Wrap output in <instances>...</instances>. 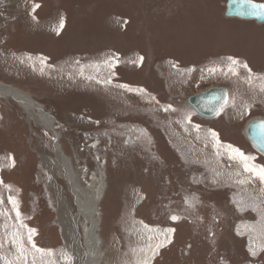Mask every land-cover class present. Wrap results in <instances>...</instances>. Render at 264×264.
Wrapping results in <instances>:
<instances>
[{
    "label": "rangeland",
    "instance_id": "1",
    "mask_svg": "<svg viewBox=\"0 0 264 264\" xmlns=\"http://www.w3.org/2000/svg\"><path fill=\"white\" fill-rule=\"evenodd\" d=\"M225 2L0 0V82L53 116L83 186L100 192L99 264H264V184L228 147L264 167L242 132L264 118V23L224 17ZM211 86L228 101L205 119L185 98ZM8 98L0 264H64L55 182L75 198L40 156L57 140Z\"/></svg>",
    "mask_w": 264,
    "mask_h": 264
},
{
    "label": "bare ground",
    "instance_id": "2",
    "mask_svg": "<svg viewBox=\"0 0 264 264\" xmlns=\"http://www.w3.org/2000/svg\"><path fill=\"white\" fill-rule=\"evenodd\" d=\"M0 96L4 97V99L11 97L16 100L23 109L25 113L24 115H26V120L30 126H33L34 124L40 126V128L49 130L57 140L52 146L53 155L42 153L40 156L44 166L49 170V172L53 173L55 164L58 165L62 177L67 182V185L75 198L76 206L74 207L69 204L67 199H65L61 186L55 182L54 192L58 201L57 218L61 227V234L64 239V262H62L64 264H99L103 258L101 246V242L103 240L100 241L97 234L98 224L95 214L97 212V202L101 196L100 192L89 190L90 188L87 189L83 186L80 176L72 166L71 159L68 155L66 156L64 154L62 146L59 143V134L56 130L53 116L46 112L42 105L29 98V96L17 92L15 89L2 82H0Z\"/></svg>",
    "mask_w": 264,
    "mask_h": 264
},
{
    "label": "water",
    "instance_id": "3",
    "mask_svg": "<svg viewBox=\"0 0 264 264\" xmlns=\"http://www.w3.org/2000/svg\"><path fill=\"white\" fill-rule=\"evenodd\" d=\"M263 1L226 0L223 15L244 21L264 23ZM228 101V90L225 86H211L197 93L188 95L185 103L198 116L205 119L216 117ZM264 118H252L244 126V136L248 143L264 156Z\"/></svg>",
    "mask_w": 264,
    "mask_h": 264
},
{
    "label": "snow or ice",
    "instance_id": "4",
    "mask_svg": "<svg viewBox=\"0 0 264 264\" xmlns=\"http://www.w3.org/2000/svg\"><path fill=\"white\" fill-rule=\"evenodd\" d=\"M37 7H38V5H37ZM259 7L264 8V5H260ZM62 26H63V20H61V27ZM229 59L231 60L233 65L237 63V61L235 59H232L231 57ZM244 67H247V65L245 64ZM185 118L187 119V116ZM262 127H264V125H262ZM212 136H213V138H215L216 137V133L212 132ZM228 147L231 149L232 153L235 156H238L242 161H244V170L246 172H251L253 174V176L259 177L260 182L262 184H264V167H260V168L257 169L256 166H254V165L250 166L247 163V161L252 159V157L245 156V154L243 152H241L240 149L233 148L231 145H229ZM240 183H245V181L241 180ZM10 201H11V198H10ZM17 218H19V212H17ZM171 219L172 220H177L178 217L177 216H172ZM166 231L167 232H171L172 229H167ZM32 232H34V230L29 229V233H32ZM28 241H29L30 244H32V248L36 249V251H38V252L45 251V250L36 248V245L34 243H32L31 234L28 236ZM253 243L254 242L250 241L249 252H250L251 255L255 256L257 254V249L252 246ZM163 246H164L163 242L157 244L155 249L153 250V252L155 253L156 250H158L160 247H163ZM258 247L259 248H264V244L259 245ZM20 251L23 252L22 244L20 245ZM48 251L50 252L51 250H48ZM0 259H3V258L0 257ZM5 264H12V262L11 261H6ZM138 264H149V260L147 258H145L142 261H138Z\"/></svg>",
    "mask_w": 264,
    "mask_h": 264
}]
</instances>
